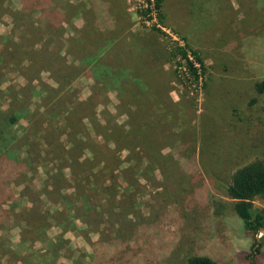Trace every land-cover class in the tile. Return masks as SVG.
Here are the masks:
<instances>
[{"label":"rangeland","instance_id":"1","mask_svg":"<svg viewBox=\"0 0 264 264\" xmlns=\"http://www.w3.org/2000/svg\"><path fill=\"white\" fill-rule=\"evenodd\" d=\"M141 2L0 0L1 116L21 115L2 126L0 264H264L226 193L264 158V0H162L154 19ZM185 42L205 63L196 82L170 59ZM131 109L150 110L149 148Z\"/></svg>","mask_w":264,"mask_h":264},{"label":"trees","instance_id":"2","mask_svg":"<svg viewBox=\"0 0 264 264\" xmlns=\"http://www.w3.org/2000/svg\"><path fill=\"white\" fill-rule=\"evenodd\" d=\"M145 1L147 3V6L139 9L140 13L142 15H146L149 19H151L150 13H152V11L155 10L158 17L161 18L162 0H145ZM182 39L184 40V38ZM189 53L192 55V58L189 57ZM170 59L172 62L175 63V69L177 74L182 76L183 79L186 81L189 82L199 81L201 79V75L206 71L204 60L200 56L199 52L190 49L186 42L183 44L175 43L172 45L170 51ZM182 67H184L185 69H182ZM254 87L257 91L264 93V80H256L254 83ZM5 100L8 102L7 99ZM8 103L10 104V102ZM55 105L58 104L56 103ZM1 114H2V110L0 108V121L3 124L0 125V169L2 168L1 159L3 158V156H5L3 152L5 151L8 154L9 151H6L8 147V142L12 140L8 138V136L10 135L8 134L6 129L3 128L2 126L14 125L21 118V115L18 113H13L10 115L6 114L5 116H1ZM129 115L131 117L130 122H132V128L130 129V131L138 135V140L140 141V143H143L144 146L148 148L151 147L152 146L151 138L154 135V130H152L153 128L152 126H150V122H149L151 115L150 110H148L147 113L145 112L142 115L140 111H137L136 109H131ZM136 118H143V120L139 121L136 120ZM49 130H52V127ZM121 130L123 129L121 128ZM49 135H51V132H49ZM49 135L47 136V138L42 136L44 141L41 139L43 142H46V145L48 143L45 140H48L50 138ZM139 141L137 143H139ZM129 146L132 147V145ZM27 150L25 152H27ZM68 156L71 159L70 162L71 168L76 167L78 163L79 165H82L81 164L82 162L79 161L78 158L72 157L71 154H68ZM149 156L152 158V155ZM28 157L29 155H27L25 158ZM148 160L153 161L152 159H148ZM151 168H152L151 165H146L145 169L147 171H152ZM95 174L96 173H94L93 176ZM85 177L87 176L83 175V178ZM226 193L227 196L232 201L233 211L243 221L246 231L249 233L261 232L264 238V232H262V229H264V208H257L255 206V201L257 199L264 200V158L261 156H255L245 164L237 167L231 174V180L227 186ZM83 197H85L84 201L86 202L85 205L87 204V206L82 205L80 209L84 206L86 212L98 211L97 209H100L99 204L91 202L92 199L87 193L84 192ZM212 200L217 204V206L223 205L221 199H217L215 196H212ZM217 209L219 211V207H217ZM81 211H84V209H82ZM117 215L119 216V214ZM85 222L89 223L88 220H85ZM120 222L123 223V220L116 221V226L121 224ZM100 234L102 237L103 231L100 232ZM56 240L57 243L62 242V238L59 235L56 237ZM101 240L107 241L105 240L104 236L101 238ZM52 244H53L52 239H49L48 245H52ZM109 245H110L109 248L111 249L110 250L111 253L113 252L115 245L113 243H110ZM186 264H218V263L209 255L194 254L187 257ZM243 264H259V263L247 257Z\"/></svg>","mask_w":264,"mask_h":264},{"label":"built area","instance_id":"3","mask_svg":"<svg viewBox=\"0 0 264 264\" xmlns=\"http://www.w3.org/2000/svg\"><path fill=\"white\" fill-rule=\"evenodd\" d=\"M145 6H147V3H146L145 0H142V2H141L140 5H139L140 9L143 8V7H145ZM150 14H151V19H154V18H156V16H157L155 10H153L152 13H150ZM180 44H182V43H180ZM189 57L192 58V55H191L190 53H189ZM196 64H198V63H196ZM182 69H185V68L182 67Z\"/></svg>","mask_w":264,"mask_h":264}]
</instances>
